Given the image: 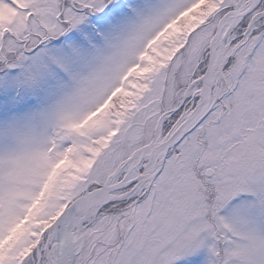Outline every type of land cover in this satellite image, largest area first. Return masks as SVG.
Here are the masks:
<instances>
[{
  "label": "snow or ice",
  "instance_id": "1",
  "mask_svg": "<svg viewBox=\"0 0 264 264\" xmlns=\"http://www.w3.org/2000/svg\"><path fill=\"white\" fill-rule=\"evenodd\" d=\"M0 264H264V0H0Z\"/></svg>",
  "mask_w": 264,
  "mask_h": 264
}]
</instances>
